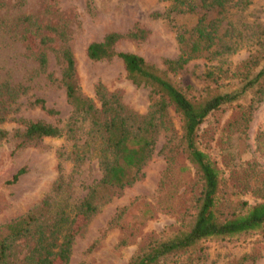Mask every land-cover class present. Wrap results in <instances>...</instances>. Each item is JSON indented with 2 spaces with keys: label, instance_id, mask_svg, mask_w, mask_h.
Returning a JSON list of instances; mask_svg holds the SVG:
<instances>
[{
  "label": "rangeland",
  "instance_id": "374dc122",
  "mask_svg": "<svg viewBox=\"0 0 264 264\" xmlns=\"http://www.w3.org/2000/svg\"><path fill=\"white\" fill-rule=\"evenodd\" d=\"M0 4V83L12 87L0 96V130L8 133L0 137V239L7 222L29 212L49 217L48 210L65 206L71 217L101 177L87 122L71 124L73 130L67 131L71 105L58 81L63 63L55 30L63 32L73 52L81 93L95 103L94 87L100 83L126 107L141 114L147 110L149 87L134 85L119 58L90 60L85 51L88 43L110 31L125 33L135 27L147 30L146 37L120 38L115 50L135 53L165 70L187 98L203 99L214 91L234 94L201 121L195 144L219 170V218L264 200V80L249 82L264 62V0H248L246 5L229 1L208 10L198 5L191 12L170 11L169 0ZM204 14L211 43L181 68L168 69L164 60L177 58L190 45ZM41 36L50 40L39 46ZM35 46L47 55L43 71L34 57ZM36 99L43 107L33 103ZM166 117V128L159 130L139 178L120 189L97 188L95 210L74 223L67 264H126L134 254L189 228L200 180L181 142L180 116L169 107ZM28 120L51 123L61 135L19 147L12 133ZM32 246L29 238L14 241L7 264H23ZM156 264H264V228L232 239L202 240L194 249L167 255Z\"/></svg>",
  "mask_w": 264,
  "mask_h": 264
},
{
  "label": "trees",
  "instance_id": "16d2710c",
  "mask_svg": "<svg viewBox=\"0 0 264 264\" xmlns=\"http://www.w3.org/2000/svg\"><path fill=\"white\" fill-rule=\"evenodd\" d=\"M169 1L170 11L176 12H191L198 5L208 10L214 7L222 8L224 3L229 1H242L244 5L248 2V0ZM205 15L197 20L196 36L190 45L182 47L177 58L164 60L168 69L181 68L202 48L209 46L211 33L202 23ZM55 33L61 41L57 56L63 63L58 81L63 87L66 101L71 105V115L66 123L67 131L73 130L71 124L78 121L87 122L89 135L97 145L96 157L101 177L71 217L70 211L63 206L53 213L48 210L49 217H43L41 212H29L7 222L4 225L6 233L0 239V264H7L12 243L21 238L33 240V246L23 255V264H67L75 221L78 217H86L95 210L97 188L120 189L139 178L142 167L151 157L159 130L166 128L169 107L178 113L182 121L181 142L200 180L199 203L187 230L155 242L148 249L134 254L126 264H156L167 255L194 249L202 240L232 239L264 228V200L247 206L242 212L219 218V170L208 155L195 144L196 129L201 121L223 103L232 101L236 97L234 94L214 91L203 99L187 98L168 79L165 70L148 63L140 55L115 50L114 45L120 38L143 40L146 37L147 30L135 27L125 33L110 31L104 34L101 40L88 43L85 51L90 60L119 58L123 63L126 77L134 85L149 87L150 102L147 110L141 114L126 107L118 95L108 92L100 83L94 87L97 101L95 103L81 93L75 74L74 55L66 43L63 32L55 30ZM25 38L27 41L35 39L30 35H25ZM49 40L50 38L41 36L37 43L39 46L45 45ZM178 41H181L180 36ZM39 46H35L33 51L38 68L43 71L47 65V55ZM263 80L264 62L249 82L254 84ZM11 89L7 83H0V96L4 94L3 92L10 93ZM33 103L43 107L40 99L34 100ZM7 134L6 131L0 130V137ZM60 135L59 127L42 120L24 121L23 128L13 130L12 133L19 147L36 144L44 137Z\"/></svg>",
  "mask_w": 264,
  "mask_h": 264
}]
</instances>
